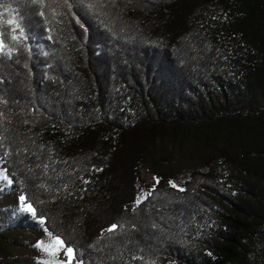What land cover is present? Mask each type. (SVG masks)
<instances>
[{"label": "trees", "instance_id": "1", "mask_svg": "<svg viewBox=\"0 0 264 264\" xmlns=\"http://www.w3.org/2000/svg\"><path fill=\"white\" fill-rule=\"evenodd\" d=\"M0 39V168L37 214L19 231L72 264H264V0H0ZM187 135L199 165L150 161Z\"/></svg>", "mask_w": 264, "mask_h": 264}, {"label": "rangeland", "instance_id": "2", "mask_svg": "<svg viewBox=\"0 0 264 264\" xmlns=\"http://www.w3.org/2000/svg\"><path fill=\"white\" fill-rule=\"evenodd\" d=\"M206 141V137L201 139L189 135L166 139L158 143L155 153L153 152L150 157V161L156 160L157 165L161 168L171 166L177 169L197 166L200 164L201 155L207 150ZM166 158L167 161H164ZM0 171L3 170L0 168ZM139 179L145 184H156L155 175L147 167L140 168ZM9 187L8 179L0 178V230L6 236L0 238V255L4 251L16 255L33 253L37 257L44 255L54 264L68 260L64 250L53 255L36 247L37 241L46 239V233L22 232L16 228V222L21 216V203L19 197L10 192ZM145 190L148 191L150 188L147 187ZM15 240L22 243H16Z\"/></svg>", "mask_w": 264, "mask_h": 264}, {"label": "snow or ice", "instance_id": "3", "mask_svg": "<svg viewBox=\"0 0 264 264\" xmlns=\"http://www.w3.org/2000/svg\"><path fill=\"white\" fill-rule=\"evenodd\" d=\"M7 23L9 24H16L17 28H20V25L18 22H16L15 20H9L7 21ZM21 35L23 34V29H20ZM14 39L17 37H13ZM6 45L4 44L3 40L0 39V51H5L6 50ZM11 50H8L9 54H10ZM0 139H3V137H0ZM6 169L3 171H0V178H4L7 179L6 175H4V173H6ZM157 183H159V178H156ZM8 183H11V180H8ZM170 184H172L173 187H177V185L175 184V182L170 181ZM183 190V189H181ZM20 203H21V210L22 211H27L30 212L32 214L33 217H35L36 211L35 208L32 206V204L30 202L25 203L26 201V196L21 195L19 197ZM138 203L140 202L139 200L137 201ZM41 222H43V218H41ZM117 228V225H112L108 231H114ZM36 247L41 248L43 251L45 252H49L53 255H56L59 253V251L64 250L65 251V255L68 256V260L61 262V264H72V261L74 259V249H72L70 246L65 245L64 240L59 236V235H53V233L51 232H47L46 233V239H42L37 241L36 243Z\"/></svg>", "mask_w": 264, "mask_h": 264}]
</instances>
